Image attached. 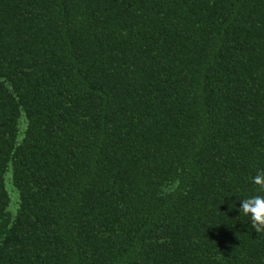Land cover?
<instances>
[{"label": "trees", "instance_id": "trees-1", "mask_svg": "<svg viewBox=\"0 0 264 264\" xmlns=\"http://www.w3.org/2000/svg\"><path fill=\"white\" fill-rule=\"evenodd\" d=\"M264 0H0V264H264Z\"/></svg>", "mask_w": 264, "mask_h": 264}, {"label": "clouds", "instance_id": "clouds-1", "mask_svg": "<svg viewBox=\"0 0 264 264\" xmlns=\"http://www.w3.org/2000/svg\"><path fill=\"white\" fill-rule=\"evenodd\" d=\"M252 182L255 184H262V182H264V177L258 174L252 178ZM239 201V209L249 217L250 223L254 229H264V196H249Z\"/></svg>", "mask_w": 264, "mask_h": 264}]
</instances>
